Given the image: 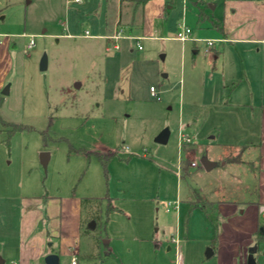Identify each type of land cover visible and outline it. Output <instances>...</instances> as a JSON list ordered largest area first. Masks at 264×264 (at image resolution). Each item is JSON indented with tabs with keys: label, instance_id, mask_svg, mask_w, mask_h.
<instances>
[{
	"label": "rangeland",
	"instance_id": "rangeland-1",
	"mask_svg": "<svg viewBox=\"0 0 264 264\" xmlns=\"http://www.w3.org/2000/svg\"><path fill=\"white\" fill-rule=\"evenodd\" d=\"M140 1L3 0L0 59L9 63L8 94L0 95L3 264L18 259L21 212L38 199L73 194L101 199L92 221L83 224L86 229L94 221V234L101 235L99 260L78 264H231V259L247 264L251 248L255 263L264 264V239L253 236L251 245L238 242L233 248L225 239L220 247L219 237L216 244L221 219L213 204L203 202L254 197L242 188L251 190L255 183L251 132L256 124L239 123L231 115L232 101L245 100L247 85L240 73L249 60L226 57L223 66L212 68L204 44L195 42L193 49L191 39L183 44L175 39L181 23L190 27L194 40L219 38L206 22H197L194 4L206 2L223 18L237 0H151L143 27ZM249 1L264 6V0ZM168 6L172 9L164 12ZM219 25L210 20L211 28ZM84 29L91 37H82ZM115 29L143 38L98 37ZM31 39L34 46L28 49ZM257 47L264 60V44L250 45L251 52ZM242 49L231 48V55ZM43 55L47 68L40 71ZM233 81L241 82L235 90ZM1 122L23 128L11 133ZM163 132L166 143H157ZM180 134L191 141L180 145ZM240 147H252L238 154L249 161L241 166L228 160ZM41 153L49 155L45 168ZM203 157L214 159L210 171L202 167ZM188 200L208 209L188 213ZM50 226L44 215L32 235L54 242L46 235ZM235 232L239 240L240 231ZM212 247L217 251L207 258Z\"/></svg>",
	"mask_w": 264,
	"mask_h": 264
},
{
	"label": "crops",
	"instance_id": "crops-1",
	"mask_svg": "<svg viewBox=\"0 0 264 264\" xmlns=\"http://www.w3.org/2000/svg\"><path fill=\"white\" fill-rule=\"evenodd\" d=\"M150 1L151 0H148L142 6V10H140V26L142 27L144 24L145 5ZM2 4L3 0H0V13ZM198 5H201L203 9L194 4L197 11V22H206L207 28L213 30L217 35H219V38H213L214 45L211 50L209 49L207 51V54H209V63L210 65H213L212 68L215 66L219 67L220 65L223 66L226 57H237L241 60L242 58H247L249 60V65L247 67H242L241 73L239 72L240 75H243V79L247 85L245 100L232 101L233 105H231V107L235 109L231 115L234 117L238 116L237 122L239 123H246V125L252 123L256 124V131L251 132L253 133V137L256 138V144L254 146L255 149L253 150L255 153V183L251 190L246 186L242 188L244 191L243 194H245L246 191H253L252 193L254 197H249L248 200L216 199L205 200L203 202L213 204L215 209L214 213H216V215L221 219L219 224L221 232L218 236H215L216 244L218 243L220 237V247H222L221 244L224 242V239L226 240V245L232 246L233 248L238 242L239 244L251 245L253 236L259 234L264 238L263 231H261L264 229V217L260 215L258 210L259 206L264 205V60L262 59L263 52L260 51L258 47L255 52H251L250 50V45L264 44V6L255 4L249 0H237L230 5L227 11L225 10L223 12V18H220L209 10L211 5H209L208 8L206 7V2H199ZM170 9H172L171 6H168L167 8L165 7L164 12H168ZM0 19H4V16H1ZM130 19L132 22L130 26H133L135 21L134 16H131ZM210 20H218L220 25L216 29H213L210 27ZM133 29V27L128 29V33L130 31L129 34H131ZM85 31H88L89 36H85ZM83 32L84 34H82V37H91L88 29H84ZM109 34L107 36H109ZM107 36L98 35L100 38H106ZM140 38L138 40H140ZM192 42L193 49H197L195 42L206 46L205 41H200L197 38L192 40ZM226 43H229L230 47H228L229 49L225 53L224 48ZM237 46L246 51L236 52L237 50H234L235 52L232 56L230 49H236ZM110 53L112 54V52ZM241 64H243V62H241ZM8 70L9 63L0 59V95H2V90L6 84L5 77ZM232 83L235 85V88L233 89L235 90L237 85L241 82L235 84L233 81ZM251 149L252 147H240L237 150L234 149V155L232 154L228 160L232 164L235 163V165L238 164L241 166V164H247L249 161H247L246 158L240 157L238 154L243 153L244 150L250 153ZM235 153H237V155H235ZM209 160L214 161L212 158H209ZM192 164L193 162L190 166L196 167V164L194 166ZM223 165H225V162H223ZM83 198L89 197L75 196V194H73L70 198H63L59 196L46 197L42 200V202L40 199L35 201V205H31V207H33L30 210H23L21 212V240L18 251V259L17 261H12L17 262V264H30L33 260H36L39 257L45 258L49 254L57 255L59 258V264L61 259L65 260L66 264H69L70 258L74 254L78 258V263L79 261L89 263H95L98 261L99 258H97L96 253L101 251V243L97 250L95 247L92 248V243L95 237H99L101 240V235L97 236L94 234L95 228L94 230H90L88 227L86 229L83 228L84 223L92 221L91 216L95 209H83L81 207V199ZM188 201V213L197 208L203 211L208 209L196 203L198 200ZM178 204L181 206L182 201L181 203L179 201ZM178 209L180 212L181 209L178 208L177 204H175V213ZM44 215L47 218L48 226L51 225L49 228L50 231L48 230L46 235L50 239L54 240V242H47V245L44 240L46 238L45 236L42 237V234H36V236L32 235V229L34 228L35 223L39 220H43ZM86 230L89 231V234H84ZM236 230L240 231L239 240L236 237L238 235L235 232ZM233 235L235 236L233 237ZM82 241L86 243L84 248L81 246ZM53 243L57 245L56 248H53ZM211 250L212 255L210 257L216 253L217 247H212ZM85 255H88V257L82 258ZM230 262L231 264H239L235 259H231L229 263ZM3 263L4 260L0 257V264Z\"/></svg>",
	"mask_w": 264,
	"mask_h": 264
},
{
	"label": "built area",
	"instance_id": "built-area-1",
	"mask_svg": "<svg viewBox=\"0 0 264 264\" xmlns=\"http://www.w3.org/2000/svg\"><path fill=\"white\" fill-rule=\"evenodd\" d=\"M74 2H80V0H74ZM85 36H89L88 31H85ZM124 37L129 38V39H133L136 41L139 39L137 37L124 36V31L122 29H120V30L116 29V31L113 34L107 36L106 38L108 40H118V39H121ZM175 39L181 43H184L190 39L194 40L191 38V29L184 23L179 24L178 30H177L176 35H175ZM136 44H137V49L140 50L141 49L140 45H138V43H136ZM205 45H206L205 48L208 51L214 45V40L205 41ZM33 46H34V42L31 39L27 45V48L30 49ZM113 48L118 49V46L116 44H114ZM107 51H110V49L107 48ZM149 91H150L151 96H153V97L156 96L155 89L153 87H150ZM179 141H180V145H181L182 142H190L191 139L187 135L180 134L179 135ZM192 165L194 166L195 164L193 163ZM258 210H259L260 215H262L264 217V205L259 206ZM10 264H17V262L12 261ZM69 264H78V258L75 254L71 256Z\"/></svg>",
	"mask_w": 264,
	"mask_h": 264
},
{
	"label": "water",
	"instance_id": "water-1",
	"mask_svg": "<svg viewBox=\"0 0 264 264\" xmlns=\"http://www.w3.org/2000/svg\"><path fill=\"white\" fill-rule=\"evenodd\" d=\"M46 68H47V59L46 56L43 55L39 63V69L40 71H45ZM8 90H9V86L7 85L2 90V95H7ZM167 139H168V133L163 132L156 138V142L160 144H164L166 143ZM48 160H49V155L47 153L40 154V163L43 165L44 168L46 167ZM200 163L206 171H210L213 167H215V163L208 160L206 157L201 158ZM94 228H95V223L93 221L88 225V229L94 230ZM261 231H263V235H264V229H262ZM254 252H255V248L249 249V254L247 256V264H256L253 257ZM211 255H212V250L208 249L206 251V257L209 258ZM44 264H59V258L57 255L49 254L44 258Z\"/></svg>",
	"mask_w": 264,
	"mask_h": 264
},
{
	"label": "trees",
	"instance_id": "trees-1",
	"mask_svg": "<svg viewBox=\"0 0 264 264\" xmlns=\"http://www.w3.org/2000/svg\"><path fill=\"white\" fill-rule=\"evenodd\" d=\"M148 0H141L140 1V5L143 6ZM1 124L3 126H6V127H10L11 128V133H15L19 130H21L23 128V126L21 125H15V124H9V123H4V122H1ZM100 203H101V199H98V198H83L81 199V207L83 209H92L94 208L95 210H99L100 209ZM84 234H89V231H85ZM255 239L256 240H263L264 238L257 234L255 236ZM100 245V238L99 237H95L93 239V243H92V248H96V250L98 249V246ZM88 255H85L84 257L82 258H87Z\"/></svg>",
	"mask_w": 264,
	"mask_h": 264
}]
</instances>
